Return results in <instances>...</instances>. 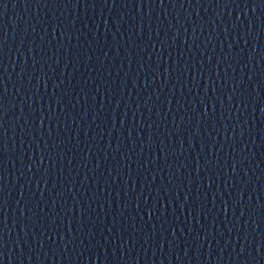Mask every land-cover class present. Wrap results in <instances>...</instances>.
<instances>
[{
  "label": "water",
  "instance_id": "obj_1",
  "mask_svg": "<svg viewBox=\"0 0 264 264\" xmlns=\"http://www.w3.org/2000/svg\"><path fill=\"white\" fill-rule=\"evenodd\" d=\"M0 264H264V0H0Z\"/></svg>",
  "mask_w": 264,
  "mask_h": 264
}]
</instances>
